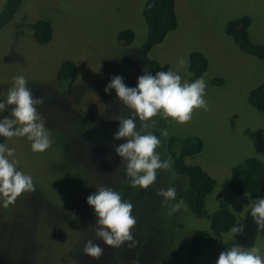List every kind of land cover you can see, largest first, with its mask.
<instances>
[{
  "label": "rangeland",
  "instance_id": "rangeland-1",
  "mask_svg": "<svg viewBox=\"0 0 264 264\" xmlns=\"http://www.w3.org/2000/svg\"><path fill=\"white\" fill-rule=\"evenodd\" d=\"M145 1L27 0L26 12L17 14L0 33V101L6 100L12 78L23 74L33 96L44 99L38 111L53 141L44 152H33L26 137L4 142L15 149L18 170L33 178L35 191L24 193L7 208L0 199V264H187L183 253L173 256V247L187 244L194 230L208 231V215L218 208L235 214L236 224L244 225L243 234H215V247L204 248L192 264H216L227 242L256 247L264 258V230L257 231L251 202L225 184L231 168L247 157L264 162V116L247 102L248 92L264 84V61L240 51L224 33L227 21L249 16L251 42L264 45V0H176L178 27L150 52L161 70L177 72L189 83L193 82L187 72L189 54L201 52L208 60L203 77L210 110H195L185 124L159 115L153 118L157 127L152 132L166 128L178 138L203 141L202 152L185 161L202 167L216 183L202 213L192 214L186 206L187 210L172 215L170 205L175 201L162 204L157 190L174 186L177 198L186 178L161 170L148 189L129 186L125 162L114 151L124 140H114L113 134L119 127L115 118H127L131 110L116 98L114 89L104 92L113 76H122L127 86L136 87L143 75L127 51L146 38L141 13ZM27 18L49 20L52 41L37 45L24 29ZM128 28L136 34L129 49L116 38ZM64 59L75 61L80 70L75 83L78 113L59 101L56 70ZM180 59L186 60V67L178 64ZM216 77L224 80L223 85L209 86ZM10 108L0 113V119L11 115ZM136 123L139 129L138 118ZM157 151L162 159L168 158L163 145ZM101 185L133 204L137 224L132 231L138 243L113 248L96 241L104 247L97 260L82 249L87 240H96L95 213L85 193L93 194Z\"/></svg>",
  "mask_w": 264,
  "mask_h": 264
},
{
  "label": "clouds",
  "instance_id": "clouds-1",
  "mask_svg": "<svg viewBox=\"0 0 264 264\" xmlns=\"http://www.w3.org/2000/svg\"><path fill=\"white\" fill-rule=\"evenodd\" d=\"M178 64L186 67L187 62L180 59ZM12 81L6 100L0 101V113L8 111L11 106V115L0 119V137H26L31 141L33 152H44L53 143L46 121L38 111V106L44 103V99L33 96L23 74L14 76ZM206 88L203 76L189 83L182 81L180 74L170 70L157 71L155 75L145 71L137 78L136 87L127 86L122 76L111 77L104 92L107 94L114 89L116 98L131 110L127 118H115L119 127L113 134L114 140H124L114 147V151L125 162V175L130 187L148 189L156 182L158 171H173L172 158L169 156L162 159L161 153L157 151L163 141L152 132L157 127L153 118L159 115L185 124L192 119L195 110L209 111L210 107L205 99ZM137 118L141 122L139 129ZM160 136L166 140L168 130L161 129ZM18 163L15 149L0 143V199L5 208L13 205L24 193L35 191L33 178L18 170ZM176 193V188L171 186L158 189L156 194L163 198L162 204L169 205V202L176 200ZM86 203L95 213L96 240L86 241L82 249L85 255L98 260L104 254V247L96 241H102L104 245L113 248L125 243L134 247L138 243L132 231L137 224L136 217L132 214L133 204L123 199L120 192L101 185L87 197ZM181 209L187 210L183 200L170 205L169 215ZM250 214L257 231L264 230V198L255 200ZM72 215L74 217V213ZM243 231V224L237 223L231 228L232 236L242 235ZM216 264H264V258L256 247L246 249L234 245L219 253Z\"/></svg>",
  "mask_w": 264,
  "mask_h": 264
},
{
  "label": "trees",
  "instance_id": "trees-1",
  "mask_svg": "<svg viewBox=\"0 0 264 264\" xmlns=\"http://www.w3.org/2000/svg\"><path fill=\"white\" fill-rule=\"evenodd\" d=\"M175 1L146 0L142 6L141 13L147 31L146 38L138 48H132L131 52H127L129 53L128 58L136 61L135 63L143 74L149 71L155 75L157 71H162L159 61L152 58L150 52L154 47L162 44L178 26ZM26 3L27 0H3L0 8V33L15 20L17 14L21 15L22 12H26L24 8ZM251 23L249 16L231 19L225 23L224 33L232 39L240 51L264 61V45L252 43L250 40L248 29ZM24 26L37 45H47L53 39V27L47 19L30 20L27 18ZM135 36V32L128 28L120 30L116 38L123 47L129 49L134 43ZM207 71L208 60L205 55L201 52L190 53L187 65L189 79L194 81L204 76ZM79 73L78 65L72 59L62 60L56 70V80L61 88L59 101L68 104L76 113L81 110L80 99L75 90ZM223 83L222 78L216 77L208 84L212 87H219ZM247 102L264 116V84H259L248 92ZM153 134L162 139L159 132L154 131ZM5 140L6 138L0 137V143L4 144ZM162 145L167 156L173 160L174 173L186 178V185L178 193L175 203L183 200L192 214L202 213L207 197L213 192L216 183L202 167L189 165L185 159L201 153L204 148L203 141L199 137L178 138L169 134ZM225 184L232 193L247 196L254 205L256 199L264 198V162L255 157H247L231 168ZM86 194L88 197L91 193L88 190ZM208 220L209 230H194L190 241L184 246L174 248L175 244L170 240L173 256L177 258L183 253V260L187 264H192L202 254L204 248L213 249L215 247V234L228 233L236 224L235 214L223 208H218L208 215ZM234 245V242H227L223 249L228 250Z\"/></svg>",
  "mask_w": 264,
  "mask_h": 264
},
{
  "label": "crops",
  "instance_id": "crops-1",
  "mask_svg": "<svg viewBox=\"0 0 264 264\" xmlns=\"http://www.w3.org/2000/svg\"><path fill=\"white\" fill-rule=\"evenodd\" d=\"M176 15H177V10H176ZM177 19H178V17H177ZM178 27V26H177ZM177 29V28H176Z\"/></svg>",
  "mask_w": 264,
  "mask_h": 264
}]
</instances>
